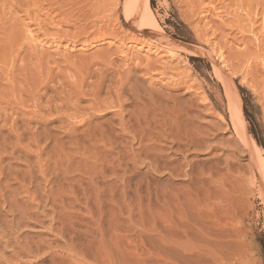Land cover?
<instances>
[{"label": "rangeland", "instance_id": "1", "mask_svg": "<svg viewBox=\"0 0 264 264\" xmlns=\"http://www.w3.org/2000/svg\"><path fill=\"white\" fill-rule=\"evenodd\" d=\"M117 2L118 5L115 0H0V138L12 140L11 118L18 125L22 119L31 121L29 128H33L36 117L45 113L48 107L63 105L69 89L84 85L83 91H86L88 82L95 80V74L108 60L114 65L109 67L111 70H118V67L121 70L123 63L129 62L133 66L140 63L139 68L144 69L140 75L141 86H150L157 92L152 101L143 98L144 102L151 103L149 109H156L158 114L166 111L163 108L174 111L175 105L177 109H188L191 121L195 118L200 137L207 145L201 150L190 149L183 155L174 153L169 141L152 143L155 150L158 147L161 150L157 149V153L163 156L167 153L169 159L181 161L183 168L188 169V176L150 172L144 177L142 173L146 169L137 167V172L132 175L133 183L126 191V201L117 205L103 204V211L111 208L120 214H116L117 219L111 218L113 211L103 216V240L112 239L103 247V264H119L120 257L124 264H128V259L133 264H196L192 257L200 249L199 240L195 238L200 230V220L206 214L225 213L223 211L231 202L227 197L237 193L236 186L249 183L251 174L248 157L233 139L230 127L226 124L218 126L215 115L218 112L224 115L226 101L222 87L212 73L210 57L202 53L211 57L215 55L214 60L233 80L241 98L247 133L264 153V0H149L150 10L165 34L184 45L182 51L185 53L181 51L174 57L157 48H149L138 37L130 39V28L122 15V0ZM83 3L84 10L90 12L85 30L80 16ZM110 31L113 35L108 34ZM99 34L104 35L102 39ZM52 86L57 93L60 92L59 96ZM75 100V97L69 98L71 106ZM83 105L86 102L79 103L80 107ZM159 107H162L161 112ZM65 112L72 114L73 109ZM117 112L99 114L101 118L97 122L113 124V132L119 135L115 126L119 118ZM51 115L45 114L46 117L42 118L46 122L37 120L36 124L43 123L41 125L49 129L51 135L62 139L64 134L55 128L57 123L53 122L56 113L52 111ZM224 117L227 121V114ZM4 119L8 121L5 123ZM120 138L130 140L125 136ZM135 147L137 144L132 145L136 151ZM3 150L1 157L8 161L9 146L0 147V151ZM35 150L30 148V151L37 152ZM21 163L14 162L13 166L22 169L24 164ZM217 167H221V172ZM213 169L217 175H208V171L214 172ZM225 169L231 170L230 175ZM195 170H199V182L193 177L198 176ZM137 181L140 186L136 188L133 185ZM109 184L118 186L120 183L112 179ZM217 189L225 196L228 192L226 199L229 203ZM203 192L204 195L208 192L209 196L212 193L213 198H207L208 194L204 197ZM222 197L224 202L218 199ZM246 206L250 209L244 206L242 209L246 208L248 214L246 209H239L241 213L239 211L238 216L235 214L226 222V228L237 229L238 235L231 230L234 232L230 238L234 248L218 264H264V206L257 196ZM201 213L202 217L197 218ZM191 232H195L194 236ZM41 238L53 237L44 234ZM57 245L60 243L52 244L53 247ZM169 245L175 247V254ZM73 262L76 264V260ZM32 264L47 262L42 260Z\"/></svg>", "mask_w": 264, "mask_h": 264}, {"label": "bare ground", "instance_id": "2", "mask_svg": "<svg viewBox=\"0 0 264 264\" xmlns=\"http://www.w3.org/2000/svg\"><path fill=\"white\" fill-rule=\"evenodd\" d=\"M115 1L118 5V0ZM121 3L123 18L130 28V33H128L131 34L130 39L133 40L138 37L149 48H157L172 57L181 53L184 45H180L165 34L150 10L149 0H122ZM84 8L83 3L80 10L83 29L87 27L86 24L89 22L90 16V12ZM110 32L108 34L113 35V30ZM102 35H100V39H102ZM182 52L185 53V51ZM202 54L210 57L212 73L219 81L226 101L224 115L221 112L215 115L219 124L217 125L226 124L230 127L233 139L248 157L251 170L250 182L247 183L246 180L247 184L245 186L239 185L240 188L235 185L239 191L237 189V193L234 192V194L233 190V196L227 197L231 202L226 199L228 192H226V196L223 194V186V189L220 188L223 193L217 189V192H221L219 194L224 195V200L230 202L227 204L229 208L223 211L225 213H219L224 215L218 217L220 216L217 214L218 212L212 213L213 215L206 214L200 220V230L195 237L199 240L197 241L200 244V249L191 260L192 262L195 261L196 264H218V261L224 260L235 245L233 243L232 247L230 239L235 229L230 227L228 230L226 228L228 219L230 217L232 219L235 214L238 216L240 210L248 209L249 206L246 205H249L250 199L254 196H257V199L264 206V153L247 133L241 98L233 80L215 61L216 58L213 57L215 55L212 58L207 53ZM105 64L95 74V80L91 83L88 82L86 91H83L84 85L81 88L69 89L68 95L66 97L63 95L64 98L61 97L64 99L61 107H48L45 113L36 117V121L46 122L44 118L47 115L45 117L44 115L52 116L51 112H55L56 117L54 116L53 122L57 123L55 128L64 134L62 139L54 136V134L51 135L49 129L47 130L45 126L41 125L43 123L38 126L34 121L35 126L29 128L31 121H23L24 119H22L21 124L18 125L16 120L9 118L11 121L9 127L13 134L12 140L0 138V147L9 146L10 150L8 161L1 157L5 150L0 151V264H32L42 260H46L47 264H75L73 260H76V264H103V247L112 241V239L108 242L103 240V216L115 210L109 208L107 212L103 211V204L117 205L126 201V191L130 189V185L133 183L132 175L137 172V167L141 166L146 169L142 173L144 177H147L150 172H166L172 176H182L183 178L188 176V169L185 170L186 166L183 168L180 164L181 161L178 163V161L175 162L176 160H171V157L169 159L166 157L167 153H164L165 156L157 153L159 147L155 150L152 143L158 140L169 141L172 145L170 148H174L173 152L183 155L190 149L201 150L207 145L204 143L205 140L200 137L201 131H198L200 128H197L198 124L195 123L194 115L192 117L194 118L193 122L197 126L191 121V116L188 114L191 111L188 112V109H186L188 111L177 109L175 105L176 107L171 106L174 111L170 112L169 109L171 110V108L168 110L163 108L166 110L163 112L162 107H159L158 110L161 109L159 112L162 111L159 114L156 109L153 111L149 109L148 106L151 103L144 102L143 98L152 101L157 92L152 91L150 86L147 88L141 86L142 78L140 75L144 69L142 71L139 68L140 63H135V66L129 62L123 63L121 70L119 67L118 70H111L109 67L112 68L114 65L112 66L113 63L109 60ZM36 86L34 90L37 89ZM53 89L59 96L60 92L57 93L58 90L54 87ZM35 92L37 91L35 90ZM71 96L76 98L72 106L69 103ZM57 99L60 100V98ZM172 101L175 102V100ZM80 102H86V105L80 107ZM164 106L166 107L165 104ZM179 107L187 108L185 106ZM211 107L215 108V105L211 104ZM69 108L73 109L72 114L65 112ZM59 109H64L63 113H60L61 110ZM115 110L119 113L117 114L118 122L115 125L120 132L119 135L113 132V127H111L113 124L97 122V119L101 118L99 114L105 115ZM225 114L228 117L227 121H225ZM7 119H4L3 122ZM25 136L27 137L24 139ZM121 136L128 137L130 140L124 141L120 138ZM23 142H25L24 145H22ZM133 144H137L136 151L132 148ZM31 147L35 148L37 152L30 151ZM208 147L210 146L208 145ZM14 162H22L23 168L17 169L13 166ZM188 163H186L187 166ZM217 168L220 171L221 167ZM197 171L198 176L193 177L199 182V170ZM230 171L225 169L226 174ZM232 172L234 173L233 170ZM209 173L216 174V170L214 172L208 171V175ZM194 174L196 175V173ZM228 174L230 175V173ZM112 179H116L120 183L118 186L121 185V187L114 185L115 183L109 184V180ZM193 180L191 181L194 182L195 180ZM133 186L139 187L140 181L135 182ZM204 193L203 196L205 197L206 194L204 195ZM208 196L209 194L206 197L210 198L213 195L210 193ZM224 197L218 199L223 201ZM227 205L226 207H228ZM243 206L246 208L242 209ZM247 209L245 211L248 214ZM116 214L120 215L118 211H113L110 214L111 218L117 219ZM129 214L128 211V218L131 219ZM201 215L202 213L197 218ZM186 232L184 231L183 234ZM236 233L238 235L237 231ZM44 234L51 235L53 238H41V235ZM194 234L195 232H191V235L194 236ZM54 242H59L60 245L53 247ZM170 244L175 243L171 242ZM115 246L117 245L115 244ZM174 248L173 246L170 248L169 245V249L173 250ZM174 251L175 249L172 252ZM127 263L133 264L129 259ZM119 264H124V259L121 257Z\"/></svg>", "mask_w": 264, "mask_h": 264}]
</instances>
